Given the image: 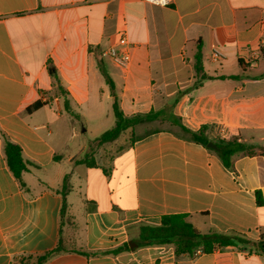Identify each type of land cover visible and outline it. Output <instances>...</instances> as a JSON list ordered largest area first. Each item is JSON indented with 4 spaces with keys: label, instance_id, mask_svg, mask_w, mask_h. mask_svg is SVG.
Masks as SVG:
<instances>
[{
    "label": "crops",
    "instance_id": "1",
    "mask_svg": "<svg viewBox=\"0 0 264 264\" xmlns=\"http://www.w3.org/2000/svg\"><path fill=\"white\" fill-rule=\"evenodd\" d=\"M123 36L126 69L105 55ZM114 96L128 118L160 116L128 129L153 126L122 151L116 140L95 152L94 166L80 163L114 127ZM172 116L207 127L214 143L240 137L253 154L227 168ZM7 140L22 149L24 186L7 164ZM172 214L202 234H264V0H0V264L33 262L60 239L67 251L45 264H264L246 242L195 255L138 245L103 253Z\"/></svg>",
    "mask_w": 264,
    "mask_h": 264
},
{
    "label": "trees",
    "instance_id": "2",
    "mask_svg": "<svg viewBox=\"0 0 264 264\" xmlns=\"http://www.w3.org/2000/svg\"><path fill=\"white\" fill-rule=\"evenodd\" d=\"M195 67L197 71H203L200 52L197 57ZM51 73L54 74V72L52 71ZM104 75L107 83L109 84L111 89H113L112 81L106 74ZM207 78L208 76L203 73L201 79ZM65 104L68 108L67 100L65 101ZM42 105V103L38 102L34 106V108H38ZM113 112L116 118L114 127L105 131L98 138L90 142L84 159L80 163L94 166L96 164L94 154L99 148H101L105 144L112 143L118 140L120 136L128 129L134 128L140 124L154 121L160 116L159 113H150L143 116H134L128 118L120 110L116 96H114ZM171 121L175 126H178L180 128L183 136L193 142L205 146L210 151L215 152L227 168L232 167L233 159L235 157L241 154H253L251 148L247 144L242 142L240 137H234L228 141L217 140L215 141V144L217 145L218 150L211 149L208 147V144L209 142H211V140L206 135L207 127L203 126L201 129L193 131L183 126L175 116H172ZM4 151L9 169L11 170L15 178L19 180L24 186L22 175L25 171L28 170V166L23 159L21 147L7 140L5 142ZM69 191L70 183L69 175H67L64 179L63 187L60 191L63 197L61 207L62 221L66 220L68 209L66 196ZM257 204L259 206L263 204L260 193H257ZM131 242L137 243L139 247L172 246L177 255L186 253L195 255L199 252L211 253L220 248L236 246L238 242H246L251 244L257 252L264 254V234L261 235L258 241H249L236 234H223L214 231L202 234L195 228V226L191 222L188 221L187 216L183 214L165 215L162 217L161 223L159 225H138L136 236L132 239ZM131 242H126L118 248L104 251L103 253L118 254L123 251H129L131 249ZM65 251L67 250L63 247L62 240L60 239L58 245L54 249L36 257L33 262L31 261V258H28L25 263L21 262V264H45L54 255L60 254Z\"/></svg>",
    "mask_w": 264,
    "mask_h": 264
},
{
    "label": "built area",
    "instance_id": "3",
    "mask_svg": "<svg viewBox=\"0 0 264 264\" xmlns=\"http://www.w3.org/2000/svg\"><path fill=\"white\" fill-rule=\"evenodd\" d=\"M150 5L159 7H169L173 4V0H142ZM128 42L125 36L121 37L117 45L110 46L105 55L108 56L117 66L124 69L128 68L131 62V52L127 48ZM254 55V53H253ZM252 57L254 58V55ZM224 57L222 50L219 47H214L211 53V59L215 62L220 61Z\"/></svg>",
    "mask_w": 264,
    "mask_h": 264
},
{
    "label": "rangeland",
    "instance_id": "4",
    "mask_svg": "<svg viewBox=\"0 0 264 264\" xmlns=\"http://www.w3.org/2000/svg\"><path fill=\"white\" fill-rule=\"evenodd\" d=\"M152 128L153 126H146L144 128L137 129L136 132L129 130L125 131L118 139V143L115 145L114 151H122V149L126 148L131 143V141L135 139V137L151 131Z\"/></svg>",
    "mask_w": 264,
    "mask_h": 264
},
{
    "label": "water",
    "instance_id": "5",
    "mask_svg": "<svg viewBox=\"0 0 264 264\" xmlns=\"http://www.w3.org/2000/svg\"><path fill=\"white\" fill-rule=\"evenodd\" d=\"M208 147L214 150H218L217 145L214 142H209ZM135 247H137V244L135 242H131L130 243V248L131 249H135Z\"/></svg>",
    "mask_w": 264,
    "mask_h": 264
}]
</instances>
